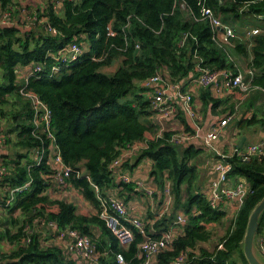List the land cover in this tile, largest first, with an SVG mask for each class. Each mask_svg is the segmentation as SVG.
I'll return each instance as SVG.
<instances>
[{
  "label": "trees",
  "instance_id": "trees-1",
  "mask_svg": "<svg viewBox=\"0 0 264 264\" xmlns=\"http://www.w3.org/2000/svg\"><path fill=\"white\" fill-rule=\"evenodd\" d=\"M42 2V7L33 15L37 21L31 27L20 19L22 9L18 0H0L1 12H10L17 19L15 24L0 25V120L7 119L11 123L2 137L13 148V156L7 154L2 158L9 172L0 182L4 192L8 191L3 200L7 202L13 188L31 182L29 189L4 207L6 223L0 220V237L16 243L18 248L2 257L16 260V264H77L76 260L65 256L62 248L43 247L37 233H28V229L35 230V221L42 218L57 223L61 233L77 230L92 237L99 252L107 251L101 264H119V254L124 257V264H143L145 259L139 250L143 235L134 232V242L122 247L99 216L102 205L98 195L106 197L109 190L117 187L110 165L121 152L144 142L146 147L138 153L135 166L143 160H152L151 176L161 187L169 182L175 198L169 220H161L157 228L166 224L165 233L169 230L168 223L176 227L174 222L180 210L188 217V223L181 227L180 235L170 248L155 257V264H173L181 254L189 256L188 264H247L241 243L252 211L264 199V156L244 161L236 154L226 159L232 165L230 178L245 179L250 193L218 245L211 252L198 248L200 243L213 239L214 227L225 226L227 215L212 210L207 198L198 190L196 161L203 151L195 146L173 145L172 133L159 134V128L151 119L147 91L141 85L164 71L174 83L185 82L196 74V64L201 60L210 70L241 72L235 59L238 58L248 67L246 80L263 93L264 0ZM203 8L210 9L231 27L246 16L261 17V32L248 40L237 41L233 47L223 48L213 38L211 23L202 18ZM49 27L57 31L56 36ZM185 36V45L181 46ZM82 41L89 48L77 61L67 65L54 58L64 47L73 43L80 45ZM118 59L121 66L113 75L101 72ZM26 66H41L42 71L21 81L18 68ZM54 68H59L60 72L54 73ZM23 90L37 95L51 110L56 145L62 160L74 170L68 184L89 202L95 215H79L74 204L46 194L54 174L48 162L51 142L41 129L36 130L34 104ZM241 94L235 89L232 96L214 98L210 89L200 88L193 98L195 103L196 99L201 100L202 118L210 110L221 119L234 116L233 122L240 131L255 125L264 129V107L250 98L244 103L232 98ZM128 96L131 99L120 101ZM242 112L245 113L240 119ZM19 150L26 152L20 154ZM35 150H45L41 165L29 157H34ZM23 160L27 161L25 165ZM83 171L82 177L76 176ZM15 212H21L25 218L19 226L20 221L12 218ZM10 226L16 228L14 234ZM95 226L105 235L100 242L92 235L91 229ZM147 233L154 239L162 236V232L150 234L148 226ZM257 238L264 240V216Z\"/></svg>",
  "mask_w": 264,
  "mask_h": 264
},
{
  "label": "built area",
  "instance_id": "built-area-1",
  "mask_svg": "<svg viewBox=\"0 0 264 264\" xmlns=\"http://www.w3.org/2000/svg\"><path fill=\"white\" fill-rule=\"evenodd\" d=\"M27 8H23L21 15L26 13ZM201 16L203 19H207L212 26L213 38L217 41L223 48L233 47L236 41H240L234 28L226 25L221 21V19L214 15L210 9L203 8L201 11ZM261 18V17H260ZM258 17V19H260ZM32 23H36L37 19L35 16L28 18ZM17 22V19L12 16L10 12L2 14L0 18V25H12ZM32 24V25H34ZM49 30L53 35L56 36L57 31L49 27ZM261 30L259 28H252L248 33V37H252ZM111 36L114 33L110 32ZM186 37L181 41V46L185 45ZM88 49V48H87ZM87 49H85L83 44H69L68 46L61 49L58 56H54L56 60H62L67 65L68 63H73L77 61L80 56H82ZM42 71L41 66H33V71L29 77ZM59 68H54V73H59ZM28 77V78H29ZM27 78V79H28ZM25 79V80H27ZM147 92L146 96L151 102V112L153 121H157L158 118L164 119L166 121H176L178 114L183 113L192 123L191 130L182 132H170L171 143L175 146L195 142L197 140L203 143L205 149L213 152L217 157L216 171L217 178L212 181V183L203 191V194L211 207L212 210H220L226 215L231 214L232 210V221L237 216V211L243 204L245 198L250 193V186L245 179L239 178L233 181L230 178V172L232 171V165L226 161L230 156L223 154L217 148V143L221 137L223 129L227 128L231 122L234 120L233 116H227L224 119H220L218 123L210 125L207 131H202L203 118L199 113V109L195 105V99L193 98L194 91L200 88L210 89L212 96L215 98H222L234 92L238 89L242 94H248L253 91L254 87L251 82H247L243 77L241 72L235 73L229 69H214L210 70L205 68L202 64V60L196 64V74L186 79L182 83H174L170 79H167L162 72H158L155 76L150 77L142 82L141 85ZM34 104L35 108V127L36 130L41 129V133L45 134L48 140L51 142L49 147L48 162L51 165L54 174L51 179L54 180L57 188H64L68 186V178L74 172L64 160L61 158V154L58 146L56 145L55 137L52 132V112L49 107L40 101L37 95L33 93H25ZM159 119V120H160ZM160 134V133H159ZM264 135V130H263ZM6 142L3 137L0 136V145H4ZM146 147V143L140 142L134 145L128 146L121 152V155L116 161L110 165V171L112 176L118 180L120 183L130 184L133 183L132 179L126 176L123 171V153L128 154L139 153L142 149ZM238 155L244 161L250 160L257 155L264 156V136L263 140L253 146L247 147L244 150L235 148L232 155ZM45 150H35L34 161L37 165H41L44 161ZM1 157V155H0ZM7 168H5L0 161V181L8 174ZM85 172H77V177H82ZM134 185L138 189H143L146 195L153 197L154 192L152 190L146 189L144 184L140 181H135ZM31 186V182H27L26 185L13 188L7 197V202L5 200L0 201V214L3 212L4 207L11 205L15 201V197L18 194L25 192ZM98 193L99 190L95 188ZM165 194L168 195L169 200L165 206L167 210L172 202L171 188L167 185L165 189ZM102 209L99 214L102 220L105 221L107 228L111 231L113 235L119 241V244L123 246H128L134 242L135 235L137 232L143 235L144 240L139 246L140 254L144 256L143 264H150L152 259L162 252V250H167L170 248L174 239L180 235L178 233L169 231L163 233L161 238L154 239L147 233V225L144 220L132 217L129 215L127 202L122 198H117L114 196L107 195L106 197H100L98 195ZM5 203V206H4ZM188 223V217L183 212L177 216L174 224L176 227L181 229ZM37 225L38 233H42L46 230H52L57 233L61 239L67 241V251L75 255L77 258L86 260L93 264H101L100 255L97 249L96 242L92 237L87 235H82L77 230H70L65 233L59 232L57 223L50 220H44L39 218L35 221ZM29 228V227H27ZM28 233H33L32 230L28 229ZM30 237L28 241H30ZM258 248L264 255V240L259 239ZM119 264H124V257L122 255L117 256ZM189 256L187 254H181L175 259L173 264H188ZM0 264H2L0 260Z\"/></svg>",
  "mask_w": 264,
  "mask_h": 264
},
{
  "label": "crops",
  "instance_id": "crops-1",
  "mask_svg": "<svg viewBox=\"0 0 264 264\" xmlns=\"http://www.w3.org/2000/svg\"><path fill=\"white\" fill-rule=\"evenodd\" d=\"M38 3H40L39 7H42L43 2L41 0H38ZM2 14L3 13L0 10V15L2 16ZM249 18L253 19L255 21V24L252 23L253 25H251L250 27H245L243 30H240L241 29L240 27L237 28V30L239 29L238 31L234 29L241 42L244 40L250 39V37L247 36V33L252 28H260L263 25V23L261 22L262 20L254 16H251ZM28 25L29 23H27V26ZM235 59H236L239 71H241V73L243 74V77L245 78V75L249 74L246 63H244V61H242L241 59H238V58H235ZM118 61L119 62L115 66V68L107 67L105 68V69H108L107 73H103V74H106L108 76L113 75L118 70V68L121 66V63H120L121 61L120 60ZM240 64L243 65V71L239 67ZM32 71H33V66H26L23 68L19 67L18 68L19 78H21L22 80L27 79L29 75L32 73ZM163 74L167 79H169V75L166 71H164ZM198 91L199 89H196L193 95H196V92ZM248 94H250V92ZM248 94H245V95L241 94V96L235 95L232 98L236 100V102L237 100H241L242 102L243 101L247 102L246 100L250 98V100H256L255 102L258 103L259 106L261 105V107L262 106L264 107V92L261 93L260 89L254 88L253 91H251L253 98L249 97ZM229 95L231 96L234 95V92ZM125 99L126 101H128L131 98L130 96H128ZM195 105L198 109H202V103L199 98L196 99ZM238 106L240 107V105ZM245 110L246 109H244L243 111ZM243 113L245 112H242V114L238 116L240 119L242 118ZM246 116H249L248 113L246 114ZM203 118H204L202 122L203 132L207 131L210 125L218 123L219 120L221 119L216 114L214 115L213 113H211L210 110L205 116H203ZM159 119L160 118H158L157 121L155 120V122L154 121L153 122L159 128L160 134L170 133V132L178 133L182 131L191 130V126H192L191 121L181 112L178 114L176 121H166L164 119H160V120ZM232 122L227 128L223 129L221 137L217 143V148L223 154L232 156L233 152L235 151V148L239 149V146L241 145L242 142H243V147L241 148V150H244L247 147L258 144L263 140V136H264L263 130L264 129L260 127L259 125H257L258 127H248V128H245L243 131H240L238 127L234 124V122L233 123ZM2 134H3V131L0 128V136H2ZM7 146H8L7 144H4L2 146L0 145V155H1L0 161H2L3 156H6L8 154V150H6ZM179 146L181 148L188 147V146H195L196 148L201 149L203 152L200 155V157L197 159V161H199L201 158L205 159L208 157V160L204 164H200L199 162L197 163L196 161V165L198 168V175H199L197 187L199 191L205 190L212 183V181L215 180L218 176L217 171H216L217 157L213 154V152L205 149L203 146V143L199 140L195 142H191V143L181 144ZM137 156H138V153L137 154L136 153L128 154L127 152L123 153L122 171L126 176L130 177L133 180L132 181L133 183L125 184L122 182L120 183L118 180H116L117 187L109 190L107 193L110 196H114V197L121 198V199L123 198L127 202L129 215H131L132 217L144 220L146 222V225L149 227L150 234H154V233L161 234L162 232V235H163L164 233L163 231H166L165 230L166 226H164L166 224L162 223L160 226L158 225V228H157V224L158 222H161V220L163 219H166V221H168L170 218V215H171L170 213L174 205V196L172 195V189H171L172 202H171L170 207L167 210H165V206L169 200L168 195L165 194V189L167 185H170V183L167 182L165 186L163 187L159 186L157 181L155 180L156 178L151 176V171L153 169L154 162L152 160L146 159V160H143L139 165L135 166ZM203 175H207L208 181L206 180V183L204 184V186L201 187V183L202 184L204 183ZM236 180L237 178L235 180L233 179V181H236ZM135 181L142 182L146 189L152 190L154 192L153 197L146 195L143 189L140 190L136 188V186L134 185ZM0 182H2V180ZM170 188H171V185H170ZM7 192L8 191L4 192L2 187L0 188V201L6 197ZM46 194L49 195L52 199H58L61 201L65 200L69 203L74 204L77 207V213L79 215L91 216V215L96 214L95 209L89 204V202L83 199L81 195L71 185H68L60 189L56 187L54 180H52V185L51 187L47 189ZM230 213L231 214L226 216L225 223L229 219L231 220V223H232L233 216H232L231 209H230ZM179 214L180 213H178L177 216ZM168 225H169V230H167V232L172 231V232L180 234L181 230L178 227H172V226L170 227V223H168ZM34 226H35V230L33 232L37 233L41 237L40 239H41V244L43 247H46V246L60 247L63 249L65 256L67 255L70 258L76 260L77 264H93L86 260L84 261L82 259H79L75 255L70 254L67 251V241L65 239H61L57 233H54L52 230H46L45 232L38 233L37 225L35 224ZM91 231H92V235L96 238L95 239L96 241L100 242L105 239V235H103L99 227L97 226L92 227ZM15 232L16 231H12L13 234ZM216 239L217 237H215L214 235L211 241L207 243H200L198 248L204 247L205 249L211 252L216 247V245H218L219 241L217 242ZM211 242H215V243L217 242L216 244L213 245L212 249L209 247ZM17 248H18V245L16 243L13 244L11 243L9 239L8 240L5 238L2 239L0 237V260L2 264H16V260L9 259V258L5 259L4 257H2V254L8 255L12 253L13 251H15ZM99 255H100V258H104L105 256H107V251H104V253L100 251ZM150 264H155V259H152Z\"/></svg>",
  "mask_w": 264,
  "mask_h": 264
},
{
  "label": "rangeland",
  "instance_id": "rangeland-1",
  "mask_svg": "<svg viewBox=\"0 0 264 264\" xmlns=\"http://www.w3.org/2000/svg\"><path fill=\"white\" fill-rule=\"evenodd\" d=\"M42 1V0H41ZM18 2H19V6H20V8L21 9H23V8H27V11H26V13H24L22 16L20 15V19H22V23H29V25L28 26H31L32 24H34V23H32L31 21H29L28 20V18L29 17H31V15L33 16L34 15V13H36L37 12V10H39L40 9V7H39V4L40 3H38V0H18ZM17 18H19V16H17ZM255 24V21L253 20V19H250L249 17H244V18H242V20L241 21H238V22H236L235 24H232V25H234L233 27H234V29L235 30H237V28L238 27H240L241 29L240 30H243L245 27H250L251 25H253V24ZM32 27V26H31ZM33 27H34V25H33ZM239 30V29H238ZM237 30V31H238ZM82 44L84 45V47H85V49H87L88 48V44L85 42V41H82ZM119 60V59H118ZM118 62L119 61H117V62H115V64L113 65V66H111L112 68H115V66L118 64ZM239 67L241 68V70L243 71V65L242 64H240L239 65ZM107 71H108V69H105V68H103V69H101V72L102 73H107ZM1 72V71H0ZM21 81H23L21 78H19ZM0 80H1V74H0ZM248 96L249 97H251V98H253V95L251 94V92H250V94H248ZM132 97V96H131ZM121 102H126V99L125 98H123V99H121L120 100ZM238 102H242L241 100H237ZM244 102V101H243ZM200 106V105H199ZM238 111H239V109H238ZM202 112V111H201ZM203 114V113H202ZM222 115V114H221ZM10 122L7 120V119H5V120H0V128L2 129V131H3V134L5 135L6 134V132H7V130H9L10 129ZM254 127H258L257 125H255ZM6 150H8V154L9 155H11V156H13V148H12V146L11 145H9V146H7V148H6ZM19 152H20V154H25V152H26V150L25 151H23V150H19ZM211 154V153H210ZM31 159H34V157L32 156V155H30L29 156ZM208 160V157L207 158H205V159H203V158H201L199 161H197V163L199 162L200 164H204V163H206V161ZM24 162H23V164L25 165L26 163H27V161L26 160H23ZM203 180H204V183L202 184L201 183V187L202 186H204V184L206 183V180L208 181V178H207V175H203ZM1 188V187H0ZM174 196V195H173ZM174 200H175V198H174ZM180 212H182L181 210L180 211H178L177 212V214L178 213H180ZM4 212H2V215L0 214V220L2 221V222H4V223H6V215H5V213L3 214ZM12 218L13 219H15V220H19L20 221V223L18 224V226L19 225H21L22 224V222L24 221V217L21 215V212H15L13 215H12ZM230 224H231V220L229 219L226 223H225V226H219L218 225V227H214L213 228V232H215L216 234H215V237H217V242L219 241V239L221 238V237H223L224 235H225V231L227 230L226 228H229V226H230ZM4 224L2 223L1 224V226H3ZM10 228H11V230L12 231H15L16 230V228L13 226H10ZM33 229H35V226L33 227ZM45 232V231H44ZM216 242V243H217ZM258 243H259V240L257 241ZM215 242H211L210 243V248L212 249L213 248V245L214 244H216ZM258 245V244H257Z\"/></svg>",
  "mask_w": 264,
  "mask_h": 264
},
{
  "label": "water",
  "instance_id": "water-1",
  "mask_svg": "<svg viewBox=\"0 0 264 264\" xmlns=\"http://www.w3.org/2000/svg\"><path fill=\"white\" fill-rule=\"evenodd\" d=\"M243 147V142L239 149ZM249 218L245 230V236L241 243V251H243L247 264H264V255L259 250L258 241V228L264 216V199H262L254 208Z\"/></svg>",
  "mask_w": 264,
  "mask_h": 264
}]
</instances>
